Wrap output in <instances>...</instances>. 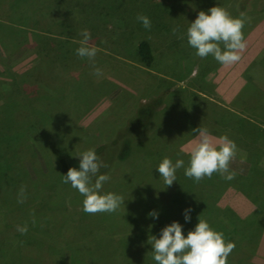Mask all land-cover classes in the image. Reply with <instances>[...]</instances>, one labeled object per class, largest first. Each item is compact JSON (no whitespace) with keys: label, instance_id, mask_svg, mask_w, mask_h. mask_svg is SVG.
<instances>
[{"label":"rangeland","instance_id":"1","mask_svg":"<svg viewBox=\"0 0 264 264\" xmlns=\"http://www.w3.org/2000/svg\"><path fill=\"white\" fill-rule=\"evenodd\" d=\"M215 6L245 20L230 66L183 36ZM84 30L100 78L75 53ZM144 40L149 68L136 54ZM198 127L214 145L235 141V178L196 182L180 168L166 186L155 168L165 157L186 167ZM90 149L110 176L102 192L125 200L114 213L84 212L62 182ZM198 219L234 243L227 264H264V0H0V264H155L151 236L172 221L186 235Z\"/></svg>","mask_w":264,"mask_h":264},{"label":"clouds","instance_id":"2","mask_svg":"<svg viewBox=\"0 0 264 264\" xmlns=\"http://www.w3.org/2000/svg\"><path fill=\"white\" fill-rule=\"evenodd\" d=\"M136 19L146 30L151 29L149 17L138 15ZM244 23L243 14L241 18H233L227 10L215 6L207 11H200L194 21L188 23L183 36L196 56L202 59L211 56L217 63L230 66L241 59L239 53L246 47L242 32ZM81 37L75 53L79 58L88 60L93 69L92 74L100 78L103 71L95 65L98 49L90 45L91 35L87 30L81 32ZM192 131L196 143L191 148L187 166L185 167L183 159H177L173 163L165 157L155 168L166 186L176 182V172L180 168H184L187 178L196 182L205 177L210 179L214 173H218L226 181L233 180L235 173L229 170V164L240 151L235 141L228 135H222L216 138L217 143L214 145L207 128L198 127ZM241 156L243 158V153ZM78 158V169L69 168L65 175L60 176L63 183L70 185L84 197L83 211L90 214L114 213L121 206L124 207L125 200L120 195L102 192L103 185L110 180V176L100 174V169L106 165L100 161L96 150H87ZM17 202L23 203V190ZM191 212V208L182 211L185 223L190 222ZM148 216L156 220L159 212L153 210ZM16 230L25 234L28 226L17 225ZM150 245L155 264H227V258L235 247L234 243L225 242L223 233L213 230L203 219H198V223L186 235L183 225L172 221L160 230L158 238L151 236Z\"/></svg>","mask_w":264,"mask_h":264},{"label":"trees","instance_id":"3","mask_svg":"<svg viewBox=\"0 0 264 264\" xmlns=\"http://www.w3.org/2000/svg\"><path fill=\"white\" fill-rule=\"evenodd\" d=\"M136 54L138 55V57L140 58V62L141 65H143L146 68H149L152 66V63L154 61V56L152 53V49L150 44L147 41H140L138 46H137V50H136ZM7 110V109H6ZM212 180H218L215 176H212ZM219 180H223L224 178L221 176V178ZM214 220L215 217H213ZM260 225L263 224L261 222H258Z\"/></svg>","mask_w":264,"mask_h":264}]
</instances>
